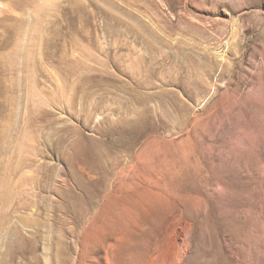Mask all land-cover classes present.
I'll return each mask as SVG.
<instances>
[{
	"label": "rangeland",
	"instance_id": "rangeland-1",
	"mask_svg": "<svg viewBox=\"0 0 264 264\" xmlns=\"http://www.w3.org/2000/svg\"><path fill=\"white\" fill-rule=\"evenodd\" d=\"M256 68L264 0H0V264H264V158L203 151Z\"/></svg>",
	"mask_w": 264,
	"mask_h": 264
},
{
	"label": "clouds",
	"instance_id": "clouds-1",
	"mask_svg": "<svg viewBox=\"0 0 264 264\" xmlns=\"http://www.w3.org/2000/svg\"><path fill=\"white\" fill-rule=\"evenodd\" d=\"M217 138L235 152L257 160L264 158V69H254L242 88L230 91L215 129L204 142L203 151L213 152ZM212 228L215 232L213 225ZM181 260L183 264H229L219 243L215 247L193 245L187 255L181 254Z\"/></svg>",
	"mask_w": 264,
	"mask_h": 264
}]
</instances>
